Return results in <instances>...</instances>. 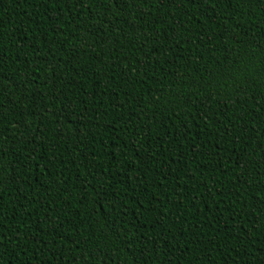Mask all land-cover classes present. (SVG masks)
I'll return each instance as SVG.
<instances>
[{
    "label": "trees",
    "instance_id": "obj_1",
    "mask_svg": "<svg viewBox=\"0 0 264 264\" xmlns=\"http://www.w3.org/2000/svg\"><path fill=\"white\" fill-rule=\"evenodd\" d=\"M0 264H264V0H0Z\"/></svg>",
    "mask_w": 264,
    "mask_h": 264
}]
</instances>
